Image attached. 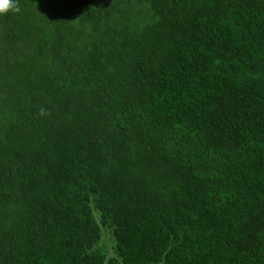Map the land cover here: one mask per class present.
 Returning a JSON list of instances; mask_svg holds the SVG:
<instances>
[{"label": "trees", "instance_id": "trees-1", "mask_svg": "<svg viewBox=\"0 0 264 264\" xmlns=\"http://www.w3.org/2000/svg\"><path fill=\"white\" fill-rule=\"evenodd\" d=\"M20 7L0 264H264V0Z\"/></svg>", "mask_w": 264, "mask_h": 264}, {"label": "clouds", "instance_id": "clouds-1", "mask_svg": "<svg viewBox=\"0 0 264 264\" xmlns=\"http://www.w3.org/2000/svg\"><path fill=\"white\" fill-rule=\"evenodd\" d=\"M22 11L20 7V0H0V17L8 14L9 12L20 13ZM44 114L43 109L41 115Z\"/></svg>", "mask_w": 264, "mask_h": 264}, {"label": "rangeland", "instance_id": "rangeland-1", "mask_svg": "<svg viewBox=\"0 0 264 264\" xmlns=\"http://www.w3.org/2000/svg\"><path fill=\"white\" fill-rule=\"evenodd\" d=\"M101 243H103V245L108 249L110 247V245L112 244L111 243V240H110V237L105 234V232L102 231V240H101Z\"/></svg>", "mask_w": 264, "mask_h": 264}]
</instances>
